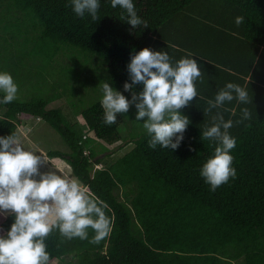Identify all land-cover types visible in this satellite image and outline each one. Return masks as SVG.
Segmentation results:
<instances>
[{"label":"trees","instance_id":"16d2710c","mask_svg":"<svg viewBox=\"0 0 264 264\" xmlns=\"http://www.w3.org/2000/svg\"><path fill=\"white\" fill-rule=\"evenodd\" d=\"M0 2L5 5L0 13L9 23L17 10L39 19L40 24L31 25L34 32L19 35L25 45L38 44L37 50L47 55L71 47L96 56L114 89L129 100L131 93L123 86L131 83L127 66L133 50L167 52L173 65L192 53L202 73L197 97L181 110L190 123L174 151L150 148L146 132L126 137L120 114L115 124H105L100 101L76 107L75 116L86 120L87 132L62 110L48 109L61 94L0 103V136L18 133L25 120L47 122L69 149L49 151L47 157L65 160L89 194L108 206L111 232L99 244L66 240L54 229L45 241L50 264H264V0H133L138 16L147 22V28L135 29L127 23L126 11L113 8L111 0H99L95 21L87 13L77 16L70 0ZM238 16L244 17L239 26ZM229 82L245 87L252 102L234 99L204 114L207 100H214ZM245 107L251 119L236 123ZM217 112L233 121L228 131L236 140L230 152L236 176L212 191L200 170L218 142L203 140L202 131L212 126ZM97 141L133 147L104 164L113 152L102 143L95 148ZM13 222V216H0V234ZM88 232L91 239L94 232Z\"/></svg>","mask_w":264,"mask_h":264},{"label":"clouds","instance_id":"9594fccd","mask_svg":"<svg viewBox=\"0 0 264 264\" xmlns=\"http://www.w3.org/2000/svg\"><path fill=\"white\" fill-rule=\"evenodd\" d=\"M70 5L77 16L84 17L87 13L93 21L98 19L99 0H70ZM111 6L126 11L127 23L133 29L140 25L147 28L133 0H111ZM243 21L242 16L235 19L237 26ZM127 68L131 83L125 82L123 88L131 93V100L108 82L99 84L103 122L115 124L118 114L127 113L134 105L135 120L143 121V129L150 137L149 147L178 149L190 123L181 110L197 97L196 81L203 82L197 60L188 53L173 65L167 52L145 47L139 52L133 50ZM139 85L142 90L136 91ZM17 92L18 85L12 75L0 72V93H3L0 103L13 102ZM234 99L244 104L252 102L245 87L229 82L214 100H207L204 114ZM241 111L242 119L236 123L251 119L247 107ZM232 127L233 121H225L217 112L212 117V126L202 131L203 140L218 142L214 154L200 170L212 191L236 176L230 154L236 140L228 131ZM45 164L47 158L25 148L17 132L0 136V216L14 217L10 229L0 234V264H50L45 241L54 229L66 240L79 238L92 244H99L111 232V221L105 212L107 204L90 195L75 177L52 168L42 172L41 166ZM88 229L94 232L91 239Z\"/></svg>","mask_w":264,"mask_h":264},{"label":"rangeland","instance_id":"374dc122","mask_svg":"<svg viewBox=\"0 0 264 264\" xmlns=\"http://www.w3.org/2000/svg\"><path fill=\"white\" fill-rule=\"evenodd\" d=\"M2 6H5L4 2H0V7L2 8ZM14 17L15 20L12 21L14 24L9 23V20H4L2 12L0 13V39H2L0 42V72L10 73L18 85L16 99L29 101L34 97L48 98L61 94L62 98L52 102L48 109L62 110L70 120H77L83 129L88 130L89 126L86 120L82 115L76 117L75 111L76 107L83 105L90 107L101 101L102 91L99 84L108 82L114 88L103 61L96 56L88 55L82 50L71 47H65V53L55 56L47 55L40 49L37 50L38 44L25 45V40L19 35H27L28 31L34 32L31 25L40 24V21L35 19L33 12L13 11L12 18L14 19ZM33 17L35 20L32 19ZM13 34L15 39L11 37ZM31 49L34 51L31 52ZM136 112L133 105L127 113L120 114L123 118L121 130L128 138H134L138 133L146 132L143 129V121L135 120ZM1 113L3 110H0ZM23 124L25 128L32 130L30 132L23 131L22 136L30 137L25 148L38 154L40 152L37 150V146L47 153L48 151H69L60 134L47 122L36 118L25 120ZM100 143L113 152L105 159L104 164L113 163L133 147V145H128L119 149L121 142L107 145L104 141L94 142L93 146L99 149ZM53 264L66 263L65 261H55Z\"/></svg>","mask_w":264,"mask_h":264},{"label":"crops","instance_id":"0c3cea01","mask_svg":"<svg viewBox=\"0 0 264 264\" xmlns=\"http://www.w3.org/2000/svg\"><path fill=\"white\" fill-rule=\"evenodd\" d=\"M25 130L28 132L32 131L30 129L25 128L24 124L21 126V129L18 132V134L20 135L21 142L24 146L26 145L27 140L29 141V138H30V137L27 138L26 135L22 136V134H24L23 131H25ZM29 143H31V142H29ZM37 150L47 158V164L41 166L42 172L48 171L49 169L52 168L53 170H57L58 173H60V174H68V175L74 177L72 174L71 166L65 160H62L60 158L49 159L47 157V151L42 150V148L40 146H37Z\"/></svg>","mask_w":264,"mask_h":264},{"label":"built area","instance_id":"2783aa9c","mask_svg":"<svg viewBox=\"0 0 264 264\" xmlns=\"http://www.w3.org/2000/svg\"><path fill=\"white\" fill-rule=\"evenodd\" d=\"M85 154H86V155H88V154H89V152H88V151H86V152H85ZM96 167H97V168H101V165H98V166H96Z\"/></svg>","mask_w":264,"mask_h":264}]
</instances>
